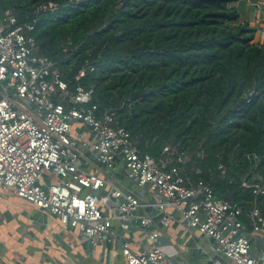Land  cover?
<instances>
[{
    "label": "trees",
    "instance_id": "trees-1",
    "mask_svg": "<svg viewBox=\"0 0 264 264\" xmlns=\"http://www.w3.org/2000/svg\"><path fill=\"white\" fill-rule=\"evenodd\" d=\"M239 0H0L66 81L118 113L138 148L192 156L188 171L217 198L264 216V45L242 22ZM46 10L40 8L49 6ZM197 170H200L197 173Z\"/></svg>",
    "mask_w": 264,
    "mask_h": 264
},
{
    "label": "built area",
    "instance_id": "built-area-1",
    "mask_svg": "<svg viewBox=\"0 0 264 264\" xmlns=\"http://www.w3.org/2000/svg\"><path fill=\"white\" fill-rule=\"evenodd\" d=\"M34 29L0 6V191L75 230L100 264H109L101 255L110 246L121 256L115 264H194L166 250L164 235L176 224L208 247L199 264H264V250L256 255L252 244L264 232L259 206L248 231L239 204L192 177L191 155L173 145L159 160L143 153L117 111L101 110L81 83L94 68L84 67L72 89L40 53ZM254 193L264 196V184Z\"/></svg>",
    "mask_w": 264,
    "mask_h": 264
},
{
    "label": "crops",
    "instance_id": "crops-1",
    "mask_svg": "<svg viewBox=\"0 0 264 264\" xmlns=\"http://www.w3.org/2000/svg\"><path fill=\"white\" fill-rule=\"evenodd\" d=\"M233 5L242 22L255 29L254 41L264 45V0H239ZM139 236L135 233L134 239ZM164 244L170 257L179 261L190 259L194 264H199L208 248L197 233L182 224L166 232ZM252 244L254 254L264 250V232L255 234ZM103 251L101 260L107 258L109 264L121 258L113 246ZM92 254L91 248L81 243L78 233L62 225L57 217L0 191V264H100L99 257Z\"/></svg>",
    "mask_w": 264,
    "mask_h": 264
},
{
    "label": "rangeland",
    "instance_id": "rangeland-1",
    "mask_svg": "<svg viewBox=\"0 0 264 264\" xmlns=\"http://www.w3.org/2000/svg\"><path fill=\"white\" fill-rule=\"evenodd\" d=\"M46 180L49 181V179H46ZM253 248L255 249L254 244H253Z\"/></svg>",
    "mask_w": 264,
    "mask_h": 264
}]
</instances>
